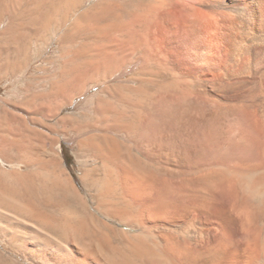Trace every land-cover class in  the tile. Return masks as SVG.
Wrapping results in <instances>:
<instances>
[{
	"label": "bare ground",
	"instance_id": "obj_1",
	"mask_svg": "<svg viewBox=\"0 0 264 264\" xmlns=\"http://www.w3.org/2000/svg\"><path fill=\"white\" fill-rule=\"evenodd\" d=\"M4 10L16 39L61 25V41L110 46L112 71L138 76L105 121L45 126L42 143L73 134L94 163L80 184L57 155H35L16 171L28 201L0 189V241L22 264H264V0Z\"/></svg>",
	"mask_w": 264,
	"mask_h": 264
},
{
	"label": "rangeland",
	"instance_id": "obj_2",
	"mask_svg": "<svg viewBox=\"0 0 264 264\" xmlns=\"http://www.w3.org/2000/svg\"><path fill=\"white\" fill-rule=\"evenodd\" d=\"M14 22L18 19L12 11L0 12V189L28 201L16 183V171H29L26 161L35 155L43 159L57 155L79 184L81 169L95 166L81 158L84 151L73 134L51 136L54 145L42 143L45 126L66 117H76L68 125L105 121L112 97L136 87L138 76L131 81L133 74L125 65L112 71L110 46L63 42L60 39L68 32L57 24L25 29L16 39ZM0 264H22L1 241Z\"/></svg>",
	"mask_w": 264,
	"mask_h": 264
}]
</instances>
